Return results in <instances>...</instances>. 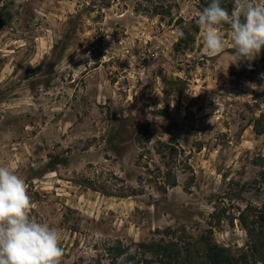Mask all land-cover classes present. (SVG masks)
<instances>
[{
	"label": "rangeland",
	"instance_id": "obj_1",
	"mask_svg": "<svg viewBox=\"0 0 264 264\" xmlns=\"http://www.w3.org/2000/svg\"><path fill=\"white\" fill-rule=\"evenodd\" d=\"M210 2L0 0V165L62 264H166L157 244L171 264L211 244L264 264V49L236 62L225 24L210 57ZM159 142L180 149L166 190Z\"/></svg>",
	"mask_w": 264,
	"mask_h": 264
},
{
	"label": "clouds",
	"instance_id": "obj_2",
	"mask_svg": "<svg viewBox=\"0 0 264 264\" xmlns=\"http://www.w3.org/2000/svg\"><path fill=\"white\" fill-rule=\"evenodd\" d=\"M195 23L210 57L225 50L220 31L225 24L230 26L236 62L254 61L264 49L261 0H234L231 10L222 5V0H211ZM33 207L25 179L13 168L0 165V264H62L64 249L59 230L35 219Z\"/></svg>",
	"mask_w": 264,
	"mask_h": 264
},
{
	"label": "trees",
	"instance_id": "obj_3",
	"mask_svg": "<svg viewBox=\"0 0 264 264\" xmlns=\"http://www.w3.org/2000/svg\"><path fill=\"white\" fill-rule=\"evenodd\" d=\"M179 147L173 144H168V143H163L159 142L158 147H156V152L162 159L168 160V162L164 163L166 168L168 169L167 173V180L162 183L163 187L166 190V186H177L176 178L172 175V171L170 168H172L176 162H177V157L180 154ZM173 178V179H172ZM253 237V235L250 234V237ZM255 240V239H254ZM259 241L256 239L253 243L252 246V252L254 254H259L260 248L258 247ZM145 248H148L146 245H142ZM167 246V245H166ZM153 252L155 255H162L161 257L164 258L163 260L167 262L166 264H171L172 262H175L174 257H172L171 253L173 252L174 249L168 250L167 247L163 246L162 244H157V245H152ZM264 249V247H263ZM203 259L202 261L195 263L191 259L186 261V264H250L249 261L245 258L244 260H239L235 256H230L227 251L223 248L218 247L217 245H207L203 247ZM264 263V261H263ZM110 264H115L110 263ZM176 264H180V262L176 261Z\"/></svg>",
	"mask_w": 264,
	"mask_h": 264
}]
</instances>
